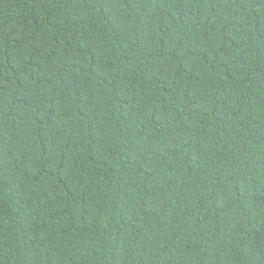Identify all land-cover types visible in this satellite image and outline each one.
Wrapping results in <instances>:
<instances>
[{
  "label": "trees",
  "instance_id": "trees-1",
  "mask_svg": "<svg viewBox=\"0 0 264 264\" xmlns=\"http://www.w3.org/2000/svg\"><path fill=\"white\" fill-rule=\"evenodd\" d=\"M0 264H264V0H0Z\"/></svg>",
  "mask_w": 264,
  "mask_h": 264
}]
</instances>
